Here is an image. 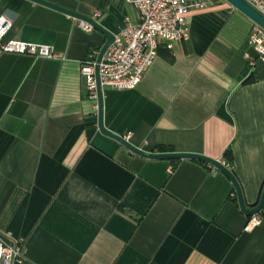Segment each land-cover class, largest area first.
<instances>
[{"label": "crops", "instance_id": "obj_1", "mask_svg": "<svg viewBox=\"0 0 264 264\" xmlns=\"http://www.w3.org/2000/svg\"><path fill=\"white\" fill-rule=\"evenodd\" d=\"M46 1L97 9L112 33L140 21L125 0ZM202 1L187 14L188 39L159 42L136 87L102 88L103 125L145 151L219 160L253 208L264 185V62L247 44L251 19L225 0ZM1 14L11 24L0 42L57 55L0 51V235L20 246L14 264H264V208L247 229L221 171L144 158L98 130L80 67L101 33L28 0H0Z\"/></svg>", "mask_w": 264, "mask_h": 264}, {"label": "built area", "instance_id": "obj_2", "mask_svg": "<svg viewBox=\"0 0 264 264\" xmlns=\"http://www.w3.org/2000/svg\"><path fill=\"white\" fill-rule=\"evenodd\" d=\"M135 5L140 12L137 24L126 23L113 33V42L109 45L99 62L101 87L123 90L136 87L155 59L159 42L170 47L171 41L187 40L189 25L186 17L191 8L202 9L206 3L202 0H125ZM264 18V0H242ZM100 15L94 10L93 20ZM10 20L0 15V41L10 27ZM78 26L86 32L94 28L81 20ZM247 44L251 46L257 58L264 62V28L253 22ZM0 51L6 53L28 54L33 57L53 58L57 55L50 45L30 43L16 39L0 42ZM96 54L89 55L80 67L85 80L87 97L93 101L97 110V92L95 81ZM250 65L255 59L244 54ZM128 141V136H123ZM142 149V148H141ZM224 164V163H223ZM225 165V164H224ZM228 168V165H225ZM170 171L171 168L169 167ZM261 216L254 214L246 222V228L252 229L259 224ZM20 246L7 233L0 235V264H14L22 260Z\"/></svg>", "mask_w": 264, "mask_h": 264}, {"label": "water", "instance_id": "obj_3", "mask_svg": "<svg viewBox=\"0 0 264 264\" xmlns=\"http://www.w3.org/2000/svg\"><path fill=\"white\" fill-rule=\"evenodd\" d=\"M32 3L42 5L44 7L50 8L52 10L58 11L60 13H64L70 17L75 19L84 21L90 24L94 30L101 33L104 37V42L102 46L99 48V51L96 56V65H95V81H96V92H97V127L98 130L105 136H108L115 141H117L120 145L126 148L131 153H134L138 156L148 158V159H161V160H179V159H193L198 160L203 163L209 164L214 168L221 171L232 183L235 196L240 208V211L246 216H252L254 214H258L264 208V185L260 194V198L258 203L253 207L249 208L243 199L240 185L235 177L234 173L228 169L222 162L217 159H213L211 157L197 154V153H184V152H151L145 151L137 146H134L129 141L125 140L123 136L112 133L107 130L103 125V92L100 84L99 78V62L101 61L103 54L109 47V45L113 42L114 35L112 32L105 29L102 25H100L96 20H93L90 16L78 13L76 11H72L65 7H61L57 4L51 3L46 0H28ZM231 6L241 11L244 15H246L249 19H251L254 23H257L262 28H264V18L257 13L254 9H252L249 5H247L242 0H225Z\"/></svg>", "mask_w": 264, "mask_h": 264}, {"label": "trees", "instance_id": "obj_4", "mask_svg": "<svg viewBox=\"0 0 264 264\" xmlns=\"http://www.w3.org/2000/svg\"><path fill=\"white\" fill-rule=\"evenodd\" d=\"M156 150L158 151V152H161V153H164V152H170L171 151V149L169 148V147H165V146H161V145H158V146H156ZM227 153H225V155H226ZM203 163V162H202ZM203 164H205V163H203Z\"/></svg>", "mask_w": 264, "mask_h": 264}]
</instances>
